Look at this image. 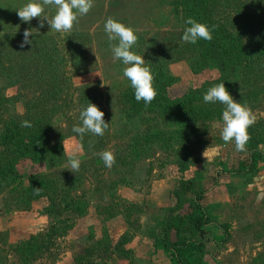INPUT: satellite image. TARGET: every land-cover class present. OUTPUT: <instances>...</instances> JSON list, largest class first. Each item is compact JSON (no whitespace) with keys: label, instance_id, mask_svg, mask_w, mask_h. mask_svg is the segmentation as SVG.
I'll use <instances>...</instances> for the list:
<instances>
[{"label":"rangeland","instance_id":"1","mask_svg":"<svg viewBox=\"0 0 264 264\" xmlns=\"http://www.w3.org/2000/svg\"><path fill=\"white\" fill-rule=\"evenodd\" d=\"M205 1L217 27L238 35L240 54H251L232 62L254 60L244 69L262 76L254 79L257 87L250 96H243L246 89L231 95L255 118L243 152L220 139L213 121L222 106L204 104V92L192 101L194 135L186 145L175 146L170 135L176 109L164 114L135 109L123 66L111 58L103 33L108 17L137 30L134 51L144 52L153 83L158 78L171 100L216 79L217 71L208 69L214 61L205 62L204 52L180 41L184 18H201L185 0H93L70 33L48 31L38 18L21 22L15 9L26 0H0V264H171L168 254L153 244L162 237L170 211L177 204L186 210L190 205L187 191L176 201L180 180L193 182L197 193L207 192L203 204L209 216L227 228L224 244L216 250L210 246L201 264H264V162L240 172L250 141L264 152V0ZM247 18H259L251 30L242 24ZM240 28L247 38L260 35L256 47L239 36ZM26 29L34 33L29 37L33 42L20 47ZM230 39L226 46H232ZM88 101L104 113L109 126L102 137L84 136L88 148L72 173L66 169V152L79 143L72 127ZM21 120L32 126L20 127ZM39 131L47 134L46 146L32 164L18 156L14 138L19 142ZM209 145L220 146L211 162L202 156ZM102 150L113 153L111 168L95 154ZM36 175L53 182L63 220L57 225L44 211L45 201L20 205L26 176ZM15 176L21 183L11 190L16 185L5 183ZM80 191L85 193L81 218L75 216L79 208L69 207Z\"/></svg>","mask_w":264,"mask_h":264},{"label":"trees","instance_id":"2","mask_svg":"<svg viewBox=\"0 0 264 264\" xmlns=\"http://www.w3.org/2000/svg\"><path fill=\"white\" fill-rule=\"evenodd\" d=\"M188 4L191 7L190 11L193 10V13L201 17L197 18L198 22L208 25L211 29L212 39L209 41H199L194 46L199 48L200 52H204L203 55H205L206 58L205 62L214 61L211 63L212 66L208 67V69L216 70L218 77L214 80L203 82L201 86L190 89L181 98L173 100H171L166 91L162 89L160 86V80L157 78L155 83H153V86L156 89V96L152 102L148 105H144L142 101H136L134 104L135 109H150L152 111L154 108L156 111L155 114H164L169 110L175 111L176 109V111L173 112L176 114L174 117L172 114L169 115L170 118L173 117L172 122L175 127L170 135L173 138V141H176L174 143L175 146L186 145V143L194 135L193 123L196 118L193 112L192 101L195 97L205 92L210 86L221 82L224 83V86L230 95L238 93L241 94L245 91L244 89H246L247 92H244L243 96H250V91H252L255 86L257 87V83L254 79L262 78V76L258 75L257 77V75L253 74L252 71L248 72L247 69H244L248 66V63L252 64V61L254 60H251L250 62L244 61L242 64L232 62V59L234 60L235 56L241 55L244 59L245 55L251 54H240V43L237 39L239 38L238 35L231 34V32L229 34L223 33V30L220 27H217V24L208 17L209 12L206 1L185 0V5ZM257 19L259 18H247L244 22H242V24L244 26H248V28L250 27L249 30H251V27L258 23ZM239 31H241V33H239L241 38L248 37L245 34V28H240ZM222 34L226 35L221 36ZM259 36L260 35L249 37L246 42L250 46L252 45L253 47H256L257 42L261 40V37ZM229 38L232 39H230L232 46H226V42ZM231 52L236 55H231ZM233 80L234 82L229 84ZM145 121H147V119ZM23 137L24 136H21L19 142H17V140L15 141L14 138L13 144L17 148L18 156L22 157V160L29 159L32 164H36V162L41 158V154L44 152L47 134L46 132L42 133L39 131L33 135L28 134L27 137ZM78 140L82 145V148L87 150L89 142L86 141L89 140L86 137H83L82 140L78 138ZM248 153L249 155L247 159L240 164V172L252 171L258 163L264 162V152L260 151L254 142H249ZM182 162L183 157L181 155L179 156L178 162V169L180 172L183 171ZM7 167L11 170L9 173L13 174L15 170L14 167L10 164H8ZM16 177L17 176L5 183V185L10 186L13 184L16 185L11 188V190H15L21 183L16 182ZM26 177V191L21 193L22 197L20 199L23 203L20 205L24 207L29 205L28 202L32 200H43L46 202L44 211L53 216V219L57 221L56 225L59 224V222H62V214L60 207L58 206L60 202H57L58 198L56 199V197H54L55 193L51 189L53 182L39 180L37 175L34 177ZM193 186V182L191 181H179V187L174 191L176 201L177 203L179 202L181 192L187 191L190 197V205L186 210L182 208V205L177 204L176 207L170 211L168 218L162 225V237L158 242L153 244L155 248H160L163 252L168 254L171 264H201L203 258L209 254V247L212 246L214 250L219 249V247L224 244L228 234L226 227L217 226L213 219L209 216L205 205L203 204V198L207 192L197 193L195 192ZM77 193L78 194H76L75 197H72V199L69 200V207L75 205L72 207L74 211H77L76 208H79L75 216L81 218L84 216V210L81 209V207L82 202L85 200V193L82 191ZM75 216H72L71 218H76Z\"/></svg>","mask_w":264,"mask_h":264},{"label":"clouds","instance_id":"3","mask_svg":"<svg viewBox=\"0 0 264 264\" xmlns=\"http://www.w3.org/2000/svg\"><path fill=\"white\" fill-rule=\"evenodd\" d=\"M92 6L93 0H26L20 8L15 10L21 22H29L32 18H38L40 27L44 26V22L47 23L48 31L70 33L77 17L86 15ZM136 32V29L112 17H108L103 23V33L108 42L112 60L119 61L123 66L121 74L132 89L134 99L148 105L155 98L156 89L153 86L152 70L143 59L144 52L140 54L134 51L138 40ZM33 35L31 29H26L22 33L20 47L32 44L33 41L29 37ZM211 39L212 33L208 25L190 16L184 18L180 36L182 43L196 45L199 41ZM202 101L204 104L219 103L222 106L218 119L213 121V126L218 130L219 137L225 144L231 142L235 151H245L249 140L247 130L255 122L248 106L235 101L223 82L210 86L202 94ZM103 116L104 113L88 101L79 109L78 123L73 125L72 132L80 140L89 133L102 137L109 126V122H105ZM31 126L28 120L20 121L22 128ZM219 150L220 146L210 147L209 145L202 152V156L206 161L211 162ZM82 152L83 148L80 143L67 150V170L72 173L79 170ZM95 154L106 168H111L115 163V157L110 150H102Z\"/></svg>","mask_w":264,"mask_h":264}]
</instances>
